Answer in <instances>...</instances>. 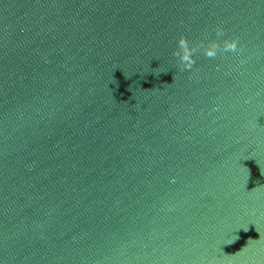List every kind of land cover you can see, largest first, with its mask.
Segmentation results:
<instances>
[{
    "label": "water",
    "instance_id": "1",
    "mask_svg": "<svg viewBox=\"0 0 264 264\" xmlns=\"http://www.w3.org/2000/svg\"><path fill=\"white\" fill-rule=\"evenodd\" d=\"M0 264H264V0H0Z\"/></svg>",
    "mask_w": 264,
    "mask_h": 264
},
{
    "label": "clouds",
    "instance_id": "2",
    "mask_svg": "<svg viewBox=\"0 0 264 264\" xmlns=\"http://www.w3.org/2000/svg\"><path fill=\"white\" fill-rule=\"evenodd\" d=\"M181 47L184 48L183 42H181ZM235 48H236L235 42H232L226 45V49L229 51H235ZM206 54L208 56H213L215 53L212 50H208ZM181 60L182 61L188 60V53L186 51L181 55Z\"/></svg>",
    "mask_w": 264,
    "mask_h": 264
}]
</instances>
